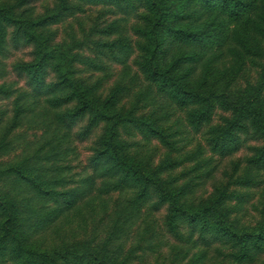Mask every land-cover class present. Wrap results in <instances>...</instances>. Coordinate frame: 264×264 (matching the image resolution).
Listing matches in <instances>:
<instances>
[{
	"label": "trees",
	"instance_id": "trees-1",
	"mask_svg": "<svg viewBox=\"0 0 264 264\" xmlns=\"http://www.w3.org/2000/svg\"><path fill=\"white\" fill-rule=\"evenodd\" d=\"M0 80V264H264V0H0Z\"/></svg>",
	"mask_w": 264,
	"mask_h": 264
},
{
	"label": "rangeland",
	"instance_id": "rangeland-1",
	"mask_svg": "<svg viewBox=\"0 0 264 264\" xmlns=\"http://www.w3.org/2000/svg\"><path fill=\"white\" fill-rule=\"evenodd\" d=\"M51 1L52 0H48ZM42 9V4L39 3L38 5V10ZM87 14H92L93 16L97 15L96 9H89V11L87 12ZM82 16V14L80 15ZM83 19L86 18V14L82 16ZM19 58H25V59H29V51L28 49H22V50H17L14 52V54L7 60L8 64H11L12 62H14V60L19 59ZM251 75H255V72L252 71ZM8 81H17V77L15 76L14 73H9V75H7L5 77ZM0 82H3V80H0ZM24 81L21 80L20 83H18V85H23ZM0 104H4V105H8L9 102L8 100L6 101H0ZM28 133H31L30 130H28ZM29 137V135H28ZM198 142H203L202 136L201 134L196 135L194 132H190L188 134L187 139L183 142V144L186 145V149L190 150L192 149ZM79 145V151L82 154V159H87L88 156L90 155V150H89V146L91 145V141H86V142H78ZM248 150L246 148L241 149L238 153H236L235 155L231 156V157H227V158H218V167L216 170V180L218 179H227L228 176L234 172L235 167L237 166V163L239 161L242 160V158L247 155ZM206 156L210 157L211 156V152L205 154ZM193 163H187V166H191ZM243 171L241 170L239 172L242 173ZM213 182L214 180H210L208 181L204 187H202L198 194H204L207 195L209 192L213 191ZM262 187L264 188V183L262 184ZM252 194V198L249 201V203L246 204L245 206V221H253L255 215H257L259 212L258 210L255 208V206L259 205V209L261 210V208H264V206L260 205V201H264V189L260 190V189H256L251 191ZM98 208V207H97ZM165 213V210H162L161 212H157L154 215V219H159L162 220L163 215ZM83 214L89 219V222L87 224V229L85 230L83 227V220L82 217H78V215L75 216H70V218H68L67 220H65L62 224V226L58 229V231L53 234V235H45V239H46V243L48 244V242L52 241L54 244H60L64 241H72L74 239H85V238H100L104 235V230H105V225L107 223L108 220L104 221L102 223V225L98 228V229H94V225L91 222V215L89 214V210L84 208L83 209ZM165 239H167L164 236ZM53 239V240H52ZM161 235L159 236V241L161 240ZM160 247V245H159ZM160 249L162 250H169L168 246L164 245L162 246V248L160 247ZM159 250V248H158ZM156 255H149V257H147L145 264H153L154 260L156 259L158 252L156 251L155 253ZM167 254V252L165 253ZM164 254V255H165Z\"/></svg>",
	"mask_w": 264,
	"mask_h": 264
}]
</instances>
